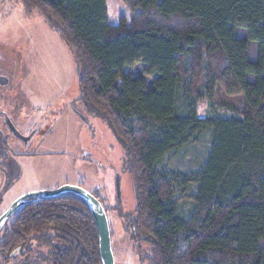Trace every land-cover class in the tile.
I'll list each match as a JSON object with an SVG mask.
<instances>
[{"label":"trees","instance_id":"trees-1","mask_svg":"<svg viewBox=\"0 0 264 264\" xmlns=\"http://www.w3.org/2000/svg\"><path fill=\"white\" fill-rule=\"evenodd\" d=\"M121 1L131 18L113 24L107 0H21L58 29L82 100L126 146L140 263L264 264V0ZM198 144L195 167L168 165ZM18 257L104 264L91 203L66 191L26 204L0 234V264Z\"/></svg>","mask_w":264,"mask_h":264},{"label":"rangeland","instance_id":"rangeland-1","mask_svg":"<svg viewBox=\"0 0 264 264\" xmlns=\"http://www.w3.org/2000/svg\"><path fill=\"white\" fill-rule=\"evenodd\" d=\"M107 9L110 23L131 18L121 0H107ZM0 73L10 79L3 87L9 95L5 102L11 96L29 97L38 115L47 116L44 123L49 126L38 139L39 154L23 164V178L11 196L63 185L80 186L99 195L110 223L116 264H141L139 254L150 249L129 230L136 219V196L126 146L107 119L82 100L73 50L58 29L38 12L27 15L21 0H0ZM198 111L204 117L207 104L201 103ZM204 155V144L190 145L169 157L168 165L188 170ZM192 205L189 197L179 198L183 215ZM25 260L18 257L9 264H26Z\"/></svg>","mask_w":264,"mask_h":264},{"label":"flooded vegetation","instance_id":"flooded-vegetation-1","mask_svg":"<svg viewBox=\"0 0 264 264\" xmlns=\"http://www.w3.org/2000/svg\"><path fill=\"white\" fill-rule=\"evenodd\" d=\"M7 81V83H4ZM10 79L0 73V218L17 202L13 213L2 221L0 234L4 231L18 212L35 199L43 198L45 195H24L40 190L32 189L21 194H14L15 185L23 178V164L38 155L39 137L46 135L49 126L44 123L47 116L41 117L35 110L34 102L29 97L11 96L8 102L5 98L9 96L3 87L8 85ZM25 99V100H24ZM27 103V104H25ZM27 105V106H26ZM36 111V112H35ZM9 197L12 198L9 201ZM24 264V263H23Z\"/></svg>","mask_w":264,"mask_h":264},{"label":"water","instance_id":"water-1","mask_svg":"<svg viewBox=\"0 0 264 264\" xmlns=\"http://www.w3.org/2000/svg\"><path fill=\"white\" fill-rule=\"evenodd\" d=\"M4 83H7V81H5ZM117 189H118V197L120 199L121 188H120L119 179L117 180ZM66 191L74 192L84 197L87 201L91 203L100 236V250H101V256L103 262L104 264H116L115 255L112 247V234H111L109 219L105 207L103 206L102 202L95 194L85 190L80 186L63 185L53 190L35 191L30 194L24 195L22 198H27L29 196H40V195L52 196V195L61 194ZM16 204L17 202L0 218V227L2 221L13 213V211L16 208L15 206Z\"/></svg>","mask_w":264,"mask_h":264}]
</instances>
